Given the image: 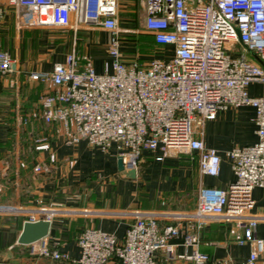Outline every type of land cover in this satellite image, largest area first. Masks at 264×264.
Returning <instances> with one entry per match:
<instances>
[{
	"label": "built area",
	"instance_id": "obj_1",
	"mask_svg": "<svg viewBox=\"0 0 264 264\" xmlns=\"http://www.w3.org/2000/svg\"><path fill=\"white\" fill-rule=\"evenodd\" d=\"M145 8L144 27L155 41L173 45L168 58L126 62L119 48L117 0H0V30L11 13L19 29L54 25L73 30L93 21L110 30L107 62L98 73L91 58L72 48L50 70H30L29 77L49 80L54 89L39 96L42 119L52 123L65 141L85 138L107 149L115 143L125 167L137 168L142 151L160 147L198 152L202 173L217 175L221 157L206 147L199 134L205 120L228 106L250 104L255 108L257 139L226 150L235 178L227 187L203 185L184 232L191 252L182 254L193 264H205L209 254L199 249V230L208 215L234 220L233 239L249 242L247 256L235 261L220 257L215 264H259L264 237L255 235L257 219L248 212L254 205L252 189L264 187V93L251 95L250 82L264 83V0H139ZM19 71L18 60L0 47V77ZM25 124L27 117L22 118ZM36 149L50 147L48 135L34 138ZM157 158H162L158 156ZM56 159L49 153V161ZM35 165L34 169H40ZM18 209L0 204V210ZM124 238L99 227L87 226L77 236L78 256H69L46 236L28 244L27 253L59 264H164L162 249L171 253L169 239L180 230L176 224L160 226L153 213L135 211ZM45 207L27 220L50 219Z\"/></svg>",
	"mask_w": 264,
	"mask_h": 264
},
{
	"label": "crops",
	"instance_id": "obj_2",
	"mask_svg": "<svg viewBox=\"0 0 264 264\" xmlns=\"http://www.w3.org/2000/svg\"><path fill=\"white\" fill-rule=\"evenodd\" d=\"M145 8L139 0H117L119 48L124 61L125 43L133 38L143 52L137 60L168 58L172 44L155 41L144 27ZM111 32L93 21L81 24L77 30L54 25L17 28L11 13H7L0 30V47L9 49L18 60L19 71L0 77V204H11L18 209L0 210V264L17 261L34 262L26 244L17 242L28 214L45 207L50 216L46 235L69 256H78V234L87 226L112 232L121 240L126 228L135 218V211L153 213L160 226L176 224L180 230L169 239L171 253L158 252L164 264H193L182 254L191 252L183 234L190 229V217L197 203L198 190L203 185L227 187L235 178L226 150L256 141L255 108L250 104L228 106L207 119L199 136L206 147H213L221 157L217 175L202 173L196 150L181 151L170 148L165 153L160 147L144 149L135 177H128L117 167L114 142L107 149L88 143L85 138L68 143L52 123L42 119L39 96L51 92L49 80L29 77L30 70H50L55 61H62L72 48L87 54L94 69L101 73L102 60L111 58L108 43ZM168 50L171 55L166 57ZM142 58V59H141ZM109 70L110 62L106 61ZM251 95L264 93V83L250 82ZM28 122L23 123L22 118ZM47 134L50 147L36 149L34 138ZM56 159L49 161V153ZM162 156V158H157ZM40 165L38 170L35 165ZM255 200L248 214L257 219L255 235L264 237V187L252 189ZM234 220L225 221L208 215L199 230V249L209 254L205 264L229 256L238 261L250 251L249 242L233 239ZM264 264V254L258 257ZM36 264H59L39 258Z\"/></svg>",
	"mask_w": 264,
	"mask_h": 264
},
{
	"label": "water",
	"instance_id": "obj_3",
	"mask_svg": "<svg viewBox=\"0 0 264 264\" xmlns=\"http://www.w3.org/2000/svg\"><path fill=\"white\" fill-rule=\"evenodd\" d=\"M117 167L121 173L128 177H135L136 168L125 167L121 156L117 158ZM50 220L47 218H39L38 220H25L23 223L22 230L20 231L17 242L20 244H28L40 237L46 236L49 231Z\"/></svg>",
	"mask_w": 264,
	"mask_h": 264
},
{
	"label": "rangeland",
	"instance_id": "obj_4",
	"mask_svg": "<svg viewBox=\"0 0 264 264\" xmlns=\"http://www.w3.org/2000/svg\"><path fill=\"white\" fill-rule=\"evenodd\" d=\"M130 38V37H129ZM127 39V42L125 43L126 45V49H125V53L129 56L127 57H130V59H137L138 57H143V56H140V53L143 52V49H141L140 45L136 43V41L131 38V39ZM172 51L168 50V53L166 55V57H168L169 55H171ZM142 59V58H141ZM106 61L110 62L111 64V58H108V59H103L102 60V66L104 68L105 66V63ZM26 246V245H25ZM25 251H27L26 249H23ZM41 259H46V258H41Z\"/></svg>",
	"mask_w": 264,
	"mask_h": 264
}]
</instances>
